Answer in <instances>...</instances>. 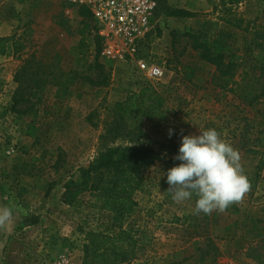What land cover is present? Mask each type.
I'll return each instance as SVG.
<instances>
[{
	"label": "rangeland",
	"instance_id": "obj_1",
	"mask_svg": "<svg viewBox=\"0 0 264 264\" xmlns=\"http://www.w3.org/2000/svg\"><path fill=\"white\" fill-rule=\"evenodd\" d=\"M165 2L198 16L158 14L146 51L164 68L163 79L149 82L132 66L100 55L111 66V82L96 89L79 78L96 77L94 31L74 6L0 0V208L13 212L0 226L7 264H82V232L108 230L109 216L100 212L98 194L66 203L65 189L105 147L127 145L112 142L106 130L125 112V102L149 87L161 98L164 118L142 119L140 141L158 150L163 145V158L145 172L146 187L134 194L137 207L124 221L138 242L125 264H264V59H254L262 41L257 36H264V0H242L232 9L247 32L228 24L229 14L212 12L219 0ZM185 33L206 36L235 64L232 84L221 87L214 66L200 59ZM36 69L43 71L44 86L30 80ZM59 72L79 77L69 85ZM251 96L260 97L252 102ZM210 128L239 151L250 188L223 212L206 215L196 212L195 195L174 201L162 175L180 163L173 157L182 135Z\"/></svg>",
	"mask_w": 264,
	"mask_h": 264
},
{
	"label": "trees",
	"instance_id": "obj_2",
	"mask_svg": "<svg viewBox=\"0 0 264 264\" xmlns=\"http://www.w3.org/2000/svg\"><path fill=\"white\" fill-rule=\"evenodd\" d=\"M156 1L158 3L156 17L162 10V13L166 12L167 17L176 19H193L198 16L197 13L185 9L169 8L165 0ZM241 1L219 0V5L214 6L212 12L216 13L220 10L221 13L229 14L226 22L236 29L247 32L248 29L241 26L243 19L237 18L232 11ZM76 9L83 23L92 24L95 46V60L92 70H94L96 77L95 79L89 76L79 77L75 73L73 76H68V74L59 72V78H65L71 85L79 77L96 89L108 88L111 82V66L106 67L99 61L102 42L97 35L96 24L86 9L82 7ZM218 21L225 22L224 18H219ZM182 36L191 41L192 49L200 52L199 57L202 61L214 66L219 81H222L221 87H228L232 84L235 64L231 60L225 61L223 54L216 53L206 36L190 33H185ZM257 40L263 42L260 41L256 44L258 54L254 57L255 62L264 59L263 56L259 55L264 53V36L261 38L257 36ZM0 41L3 42V40ZM0 55H4V45L0 49ZM42 73V70H33L30 73V80L38 85L43 82L41 86H44L47 81L41 78ZM259 97L251 96V101L253 102ZM24 101L29 100L15 99L16 104ZM160 102L161 98L151 87L144 88L129 98L125 102V112L117 114L106 130V136L112 142L121 140L126 141L127 145L105 147L97 159L79 170V181L69 182L65 189L64 200L66 203H71L81 194H98L101 199L99 210L109 216L108 230H104L102 227H94L82 232V264H125L129 262V257L134 253L138 242L124 229V221L137 207L134 194L143 192L146 187L145 172L163 158L160 150L163 145H158V150L153 146L155 144H145V142L140 141L142 137L140 125L142 119L150 123L163 120ZM4 251L5 249H2L0 252V264H7L8 255Z\"/></svg>",
	"mask_w": 264,
	"mask_h": 264
},
{
	"label": "clouds",
	"instance_id": "obj_3",
	"mask_svg": "<svg viewBox=\"0 0 264 264\" xmlns=\"http://www.w3.org/2000/svg\"><path fill=\"white\" fill-rule=\"evenodd\" d=\"M173 159L180 163L162 175H166L167 191L172 193L176 202L189 200L195 195L197 213L223 212L240 201L250 188L239 151L215 128L182 135ZM12 216L11 209L0 208V226Z\"/></svg>",
	"mask_w": 264,
	"mask_h": 264
},
{
	"label": "built area",
	"instance_id": "obj_4",
	"mask_svg": "<svg viewBox=\"0 0 264 264\" xmlns=\"http://www.w3.org/2000/svg\"><path fill=\"white\" fill-rule=\"evenodd\" d=\"M86 9L102 42L101 56L111 64L132 66L149 82L158 83L165 70L149 58L148 38L156 23V0H66ZM60 259L52 264H64Z\"/></svg>",
	"mask_w": 264,
	"mask_h": 264
},
{
	"label": "crops",
	"instance_id": "obj_5",
	"mask_svg": "<svg viewBox=\"0 0 264 264\" xmlns=\"http://www.w3.org/2000/svg\"><path fill=\"white\" fill-rule=\"evenodd\" d=\"M181 9H182V8H181ZM188 11H189V10H188ZM8 222H9V221H7V223H8ZM10 225H11V224H10ZM9 237H10V235L7 236V238H9ZM5 238H6V237H5ZM246 256H247V255H246Z\"/></svg>",
	"mask_w": 264,
	"mask_h": 264
}]
</instances>
